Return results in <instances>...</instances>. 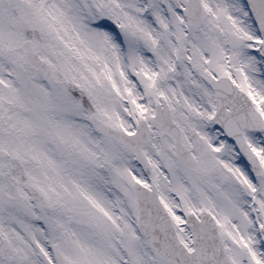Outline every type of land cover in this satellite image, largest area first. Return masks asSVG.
Returning <instances> with one entry per match:
<instances>
[{"label":"snow or ice","instance_id":"1","mask_svg":"<svg viewBox=\"0 0 264 264\" xmlns=\"http://www.w3.org/2000/svg\"><path fill=\"white\" fill-rule=\"evenodd\" d=\"M0 264H264V0H0Z\"/></svg>","mask_w":264,"mask_h":264}]
</instances>
